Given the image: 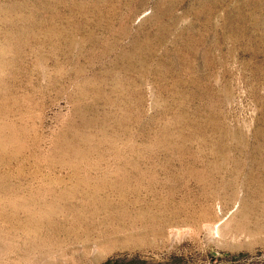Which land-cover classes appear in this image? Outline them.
Segmentation results:
<instances>
[{"label": "rangeland", "instance_id": "1", "mask_svg": "<svg viewBox=\"0 0 264 264\" xmlns=\"http://www.w3.org/2000/svg\"><path fill=\"white\" fill-rule=\"evenodd\" d=\"M0 264H264V0H0Z\"/></svg>", "mask_w": 264, "mask_h": 264}]
</instances>
